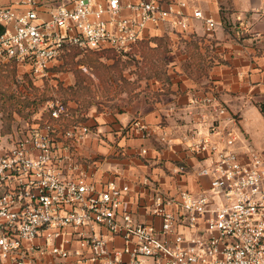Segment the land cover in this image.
<instances>
[{"label":"built area","instance_id":"obj_1","mask_svg":"<svg viewBox=\"0 0 264 264\" xmlns=\"http://www.w3.org/2000/svg\"><path fill=\"white\" fill-rule=\"evenodd\" d=\"M22 1L31 6L25 13L0 4V24L6 28L0 37V62L16 63L35 80L48 78L65 48L112 49L125 55L146 38L150 26L167 22L182 30L189 27V17L176 10L186 8V1L62 0L48 18L40 17L39 0ZM192 17L215 30L216 22L200 10ZM194 100L204 108L201 119L208 133L192 137L187 150L206 162L198 174L209 184L199 193L184 187L170 193L145 178L141 207L159 227L137 221L124 208L129 186L112 182L99 190L87 181L74 147L91 128L79 122L66 128L67 107L59 99L50 101L52 125L34 126L0 150V260L264 264V153L239 148L236 121L216 95ZM224 116L227 124L221 123ZM133 122L142 137L150 136L146 124ZM186 172L181 165L174 175ZM115 237L123 239L122 248L110 245Z\"/></svg>","mask_w":264,"mask_h":264},{"label":"crops","instance_id":"obj_2","mask_svg":"<svg viewBox=\"0 0 264 264\" xmlns=\"http://www.w3.org/2000/svg\"><path fill=\"white\" fill-rule=\"evenodd\" d=\"M61 1L39 0L40 17L48 18ZM175 1L188 3L184 9L176 8L189 17L188 29L165 22L158 28L150 26L145 32L146 38L170 36V92L158 98L142 93L122 111L91 114L88 123H84L91 128L90 133L74 147L81 172L88 182L99 190L112 182L129 186L124 208L131 211L137 221L154 223L158 227L159 221L144 213L141 207L147 193L145 178L156 181L170 193H175L179 187L199 193L209 184L207 178L198 174L206 162L187 150L192 137L200 138L208 133L201 119L204 108L194 97L214 94L234 112L248 109L244 114L255 113V108L259 110L257 104L264 103V0ZM0 4L19 13L31 8L22 0H0ZM194 10H200L204 17L216 22L213 32L207 29L204 20L192 17ZM223 14L232 25V31H226ZM236 28L243 29L244 38L236 37ZM152 91L156 93L162 88L157 85ZM134 120L146 124L150 136L142 137L134 127ZM242 121L249 131L244 117ZM221 123L227 124L228 117H222ZM145 149L144 156L141 152ZM181 165L187 172L174 175ZM110 245L122 248L124 241L115 237ZM76 263L75 257L67 261L55 260V264ZM0 264L12 263L0 260Z\"/></svg>","mask_w":264,"mask_h":264},{"label":"rangeland","instance_id":"obj_3","mask_svg":"<svg viewBox=\"0 0 264 264\" xmlns=\"http://www.w3.org/2000/svg\"><path fill=\"white\" fill-rule=\"evenodd\" d=\"M73 49L74 48L71 47L65 48L60 53L58 60L53 63L50 73L47 76L48 78H44L43 80H35L32 78L28 74L27 69H18L16 80L14 81L15 83L13 82L11 84V93L19 94L18 91L25 93L29 91V88L26 87L24 83L25 80L28 79L38 90L36 92L32 90L30 95L45 97L46 101L42 103L36 114L28 118L14 114V120L11 125L12 133L3 136L1 135V130L5 126L3 118L5 116L7 117V115L0 111V150L14 145V143L32 127L40 125L39 122L43 119L44 114L49 113L48 103L54 99L66 102L70 110L79 109L80 105L83 104L82 100L88 101L90 106L88 110H84L81 115H79V112H76L77 115H73L71 112L73 119H78V116L81 119L88 118L87 122H83L88 123L91 114H101L98 112L99 110L103 112H110L113 110L122 111L123 108L134 101L132 100V102H130L129 99L134 93H139L138 95L146 93V95L156 98V93H154L152 89L157 85L163 88L160 82L153 79H139V76L136 74L137 69L134 66L124 69V75L127 80L135 84L134 93L130 94L129 88L126 86L122 88L121 83H116L114 85L111 83H103L96 74V66L100 64H105L106 66L113 65L114 61L107 56L109 53H98L97 55H93V51L83 52L78 49L74 51ZM122 60L126 62L127 57H123ZM7 63L8 62H0V66L6 65ZM80 74L85 77L83 84L89 88V91L87 93L80 92L76 95L75 99L70 100L71 92H79L78 75ZM79 95H82V100H79ZM223 104L226 106L231 117L236 121V133L240 139L239 148L241 149L244 147L245 150L251 148L264 153V114L256 108H253L255 113L246 112V114H244L245 112L243 111L248 109H240L234 112L227 103L223 102ZM31 111H34V108H32ZM242 115L249 127V131L246 130V125L242 121Z\"/></svg>","mask_w":264,"mask_h":264},{"label":"trees","instance_id":"obj_4","mask_svg":"<svg viewBox=\"0 0 264 264\" xmlns=\"http://www.w3.org/2000/svg\"><path fill=\"white\" fill-rule=\"evenodd\" d=\"M162 1L170 3L174 0ZM222 18V22L226 31H232V25L228 24V21L226 20L224 14ZM5 31L6 28L0 24V37L5 33ZM234 32L236 37H245V32H240L239 30H237V28ZM169 45L170 36H151L149 38L139 40L132 47L131 51L125 55L119 54L112 49L93 51V55H97L98 53H109L107 54V56H109L114 61V64L111 66H106L105 64L96 66V74L103 81V83H111L112 85L121 83V87L125 88L126 86L127 88H129L131 94L135 91V84H132L127 80L126 76L124 75V69L130 66H134L137 69L136 74L139 76V79H153L162 84V91H158L155 94L157 96L156 98H158L159 95L170 92L171 79L168 72V54L170 52ZM73 50L76 51V48H74ZM191 55L193 56V54ZM123 57H127L128 61L126 60V62H124L122 60ZM193 58H196V56H193ZM18 69L19 68L17 64L14 62H8L6 65L0 66V111L7 115V117L5 116L3 118L5 126L1 130L2 136L12 133L11 125L12 121L14 120V114H18L21 117L28 118L31 115L36 114L42 103L46 101L45 97L43 98L37 95H30L32 90L35 92L38 90L34 87L33 83L26 78L24 83L25 86L29 88V91H27L26 93L18 91L19 94L11 93V84L16 80ZM78 80L79 92H71L70 100L75 99L76 95L80 92L87 93L89 91V88L83 84L85 77L80 74L78 75ZM118 87L120 88L119 85ZM138 94L134 93L133 95H131V97L129 98L130 102L138 98ZM82 99V95H79V100ZM63 103L67 107L69 113V116L66 117V121L64 123L66 128L78 122H87L88 118H82V120L81 118H79V116L78 119H73V117L71 116V112L73 113V115H77L76 112H79V115H81L84 110H88L90 106V103L88 101L82 100L83 104L80 105L79 109L71 110L66 102ZM257 106L261 113L264 114V103L257 104ZM32 108H34V111H31ZM98 112L103 113V111L101 110H99ZM43 119H41V121L39 122L41 127L52 125L55 122L50 113H45Z\"/></svg>","mask_w":264,"mask_h":264}]
</instances>
